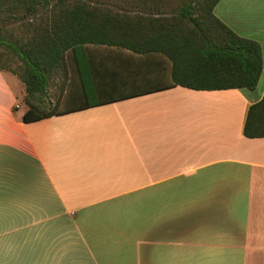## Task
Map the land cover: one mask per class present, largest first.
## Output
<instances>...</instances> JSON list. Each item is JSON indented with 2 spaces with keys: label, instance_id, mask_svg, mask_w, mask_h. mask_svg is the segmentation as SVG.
<instances>
[{
  "label": "crops",
  "instance_id": "0c3cea01",
  "mask_svg": "<svg viewBox=\"0 0 264 264\" xmlns=\"http://www.w3.org/2000/svg\"><path fill=\"white\" fill-rule=\"evenodd\" d=\"M213 15L259 44L254 91L173 87L22 123L19 79L0 73V264H264V139L242 133L264 94V0H219ZM85 54L90 99L170 83L160 56Z\"/></svg>",
  "mask_w": 264,
  "mask_h": 264
},
{
  "label": "trees",
  "instance_id": "16d2710c",
  "mask_svg": "<svg viewBox=\"0 0 264 264\" xmlns=\"http://www.w3.org/2000/svg\"><path fill=\"white\" fill-rule=\"evenodd\" d=\"M218 2L0 0V46H7L22 62L14 67L0 66V73L15 75L24 87L22 123L173 87L254 91L262 70L261 48L257 42L236 35L213 15ZM15 29L23 34L4 33ZM11 39L25 44L6 45ZM90 45L160 56L169 65L170 83L90 99L85 54ZM3 55L0 51V58ZM74 67L81 93L69 89L73 82L69 69ZM54 83L57 90L51 100L48 91ZM16 110L12 108V112ZM242 133L247 139H264V94L248 107Z\"/></svg>",
  "mask_w": 264,
  "mask_h": 264
},
{
  "label": "rangeland",
  "instance_id": "374dc122",
  "mask_svg": "<svg viewBox=\"0 0 264 264\" xmlns=\"http://www.w3.org/2000/svg\"><path fill=\"white\" fill-rule=\"evenodd\" d=\"M6 75H7V77L10 76L9 74H6ZM13 80H15L14 81L15 83L14 82L11 83L13 92H15L16 95H20V97L22 98V96H24V94H22V92L24 91V87H23L22 83L19 80L15 79V78H13ZM58 84H60V82L56 83V85H58ZM56 90L57 89H56V86H55V83H54V85L48 91V96L50 97L51 100H54L53 97L55 96ZM17 106L23 107L24 105H23L22 101H20V103H17ZM20 113H21V110H18V114H20Z\"/></svg>",
  "mask_w": 264,
  "mask_h": 264
}]
</instances>
